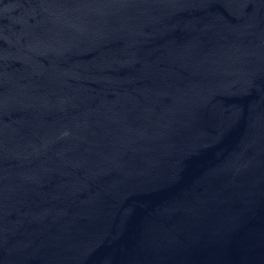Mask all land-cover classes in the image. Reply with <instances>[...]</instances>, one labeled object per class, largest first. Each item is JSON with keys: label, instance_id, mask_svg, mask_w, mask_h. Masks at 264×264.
Returning a JSON list of instances; mask_svg holds the SVG:
<instances>
[{"label": "water", "instance_id": "water-1", "mask_svg": "<svg viewBox=\"0 0 264 264\" xmlns=\"http://www.w3.org/2000/svg\"><path fill=\"white\" fill-rule=\"evenodd\" d=\"M0 264H264V0H0Z\"/></svg>", "mask_w": 264, "mask_h": 264}]
</instances>
